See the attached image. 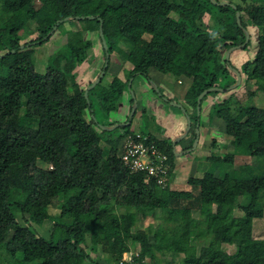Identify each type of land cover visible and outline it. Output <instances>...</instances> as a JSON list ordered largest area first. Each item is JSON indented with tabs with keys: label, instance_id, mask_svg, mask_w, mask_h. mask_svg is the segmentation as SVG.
Listing matches in <instances>:
<instances>
[{
	"label": "trees",
	"instance_id": "obj_1",
	"mask_svg": "<svg viewBox=\"0 0 264 264\" xmlns=\"http://www.w3.org/2000/svg\"><path fill=\"white\" fill-rule=\"evenodd\" d=\"M216 2L0 0V264H9L8 259L27 264H97L86 250L87 237L102 247L111 263L135 247L137 260L154 256L151 226L147 231L123 229L137 217H154L157 208L163 211V227L153 232L158 251L170 248L179 255L163 264H264V237L254 234L255 220L264 216V198L262 204L260 198L264 196V108L245 106L233 98L232 89L229 95L226 89L236 81L237 70L239 85L254 86L250 95L264 93V48L241 69L233 65L231 55L228 59L225 55L244 42L249 26L264 31V0ZM67 17L83 20L98 35L101 24L108 64L115 52L123 63L132 64L129 77L150 79V68L175 79L189 77L184 101L193 112L182 106L195 124L199 94L224 80L219 92L226 96L215 114L225 124L232 152L210 153L207 159L219 163L216 171L191 177L186 189L174 190L155 179L146 182L145 171L130 172L120 157L121 137L106 138L105 152L102 136L94 129L90 102L94 87L85 97L90 82L82 86L76 79L75 69L87 59L91 40L66 44L41 72L35 66L34 47L47 42ZM25 27L32 37L21 43L18 33ZM101 49L106 58L102 40ZM113 82L100 106L105 112L115 111L122 95ZM125 127L123 137L134 134L130 125ZM144 134L168 158L174 155L166 139ZM182 143V149L191 148L193 140L185 138ZM236 155L254 158L253 164L243 166L240 178L233 169ZM109 206L121 212H110ZM50 208L58 211L51 213ZM16 209L24 217L23 225ZM45 220L52 222L49 238L38 235L32 226ZM228 245L233 249L227 251Z\"/></svg>",
	"mask_w": 264,
	"mask_h": 264
},
{
	"label": "rangeland",
	"instance_id": "obj_2",
	"mask_svg": "<svg viewBox=\"0 0 264 264\" xmlns=\"http://www.w3.org/2000/svg\"><path fill=\"white\" fill-rule=\"evenodd\" d=\"M216 1V0H215ZM218 1V0H217ZM225 2L231 0H222ZM237 2L239 0H233ZM176 16L175 14H173ZM175 18V17H174ZM66 30L63 32V30ZM249 43L245 50L237 49L231 52V62L233 63L236 68L241 69V64L245 62L247 59L253 58L255 52L260 49L264 48V31L259 30L255 26H249ZM20 36V42L25 43L32 37L30 34V28L25 27L21 29L18 33ZM5 36H8L7 31ZM91 40L92 46L88 49V56L87 59L79 65L75 71L77 73L76 79L79 84L85 86L86 83L90 82V84L97 78L99 69L101 66L105 64V58L102 54L101 49V40L99 38L97 31H89L86 28L85 22L83 20H68L61 24L58 30H55L50 39L47 42H44L41 45L34 47V61L35 66L38 71L44 70V68L49 64V59L55 53L61 52L63 48L68 45L78 44L81 40ZM1 53V50H0ZM226 54V52H225ZM104 67V66H103ZM132 68V64L128 61L122 62L117 54L112 53L109 59V64L107 67V72L102 78V81L95 85L93 90L99 91L101 93L107 94L108 87L107 85L114 81L116 74H119V78L123 81L126 80L127 74L129 70ZM152 72H157L152 71ZM151 74V73H150ZM152 82L156 85L157 89L154 86H151L149 82L144 84L145 79L142 75H136L134 78L129 77L127 84L124 87V96L121 98L120 103L117 101L116 103V110L115 112H105L103 109L93 107V115H94V129L97 134L102 136L101 139V146L105 147V152L108 150V146L106 145V138L114 137H121L119 139V152L121 147L123 146V142L125 137H123L124 133L126 132V127H116L113 130H102L103 127H112L115 125L112 124L113 121H118V123H123L128 120L129 114L131 112L133 101L131 102L130 99L134 95L138 106H145L146 110L142 111L141 114V107L136 110L135 108V115L131 119L130 124V131L137 133L141 138L142 133H154L151 128L153 125L152 119L150 118L152 115L155 116V123L158 124V117H159V108L155 106L163 105L168 110L166 111L163 116L169 117V114H178L176 120L182 122L183 131L181 134L175 136L174 138L167 139L166 143L170 145L171 149L173 150L172 143L174 140L179 138L182 133L184 132L188 120L186 114L183 112V109L176 106L173 103L183 104L187 107L188 111L191 113L193 112L184 101L185 92L190 84V78L186 76L174 78L171 75H165L162 73H152ZM89 84V85H90ZM88 85V86H89ZM224 80L219 82L220 88H223ZM254 86L250 82H242L241 85L232 89L233 98L238 100L241 104L245 106H256L259 108H264V93L260 91H256L253 95H250L249 92L253 91ZM231 91L227 93V95L231 94ZM123 94V93H122ZM226 95L224 92H208L201 103L200 110L198 112L199 115V123L195 124V121L190 119V131L185 136L186 139L194 140L198 139V144L193 147L192 150L187 151V149H182V141H179L175 144L176 152H182L181 154H175L172 157H169L160 150V147L157 146L160 153L166 156L165 166L167 168L166 174L164 176V186H170L171 189L174 190H182L188 187V179L199 178L201 177L204 172L216 171L219 163H213L207 159L210 153L215 154H226L232 152V147L229 146V138L225 135V124L224 122L219 119L215 112L218 109V102L224 98ZM171 98L168 100L167 98ZM128 98V99H126ZM173 102V103H172ZM119 103V106H117ZM137 106V104H136ZM168 106V107H167ZM170 107V108H169ZM197 110V108H196ZM138 112H140L138 114ZM124 113V114H123ZM169 113V114H166ZM141 114V115H140ZM197 114V112H196ZM152 117V118H153ZM174 117V116H173ZM172 120L173 122L176 121L175 119ZM87 120L90 122L91 117L89 114L86 115ZM171 121V120H170ZM99 125V127H98ZM159 125V124H158ZM196 128L198 130V136L196 135L193 139V133L196 134ZM170 132L177 133V129L172 128ZM180 132V130L178 131ZM156 133V132H155ZM144 136V135H143ZM159 136V135H158ZM160 137V136H159ZM147 138V136H145ZM163 138V137H161ZM154 142V141H153ZM174 152V151H173ZM171 164H170V162ZM254 158L244 155H236L233 159V169L234 174L236 177L240 178L243 175V166L245 164H253ZM38 165L41 167H46L45 164L42 162H38ZM172 165V166H171ZM12 200L18 199V193L14 192L11 195ZM261 204L263 202V194L260 195ZM260 204V205H261ZM209 207H205V210H208ZM51 213L57 212L58 209L50 208L49 210ZM110 212L120 213V210H116L114 207L109 206ZM15 214L19 219L20 223L24 224V217L18 211L15 210ZM163 211L160 208L155 209V214L153 216H147L145 218L137 217L135 222L128 226L129 228H124L123 231L130 230V231H137V230H148V227H152V231L148 232L150 242L155 249V255L151 256V254H146L143 256L142 259L137 260L139 254L138 248L124 252L121 256V259L109 262L106 260L105 256L106 253L101 250L102 247L99 245L93 244L90 239L86 238V250L90 254V256L95 259L97 264H119L122 261L124 264H163L165 261H169L174 257H178V254L173 253L170 248H165L164 251H158V243L153 238V232H160L163 227ZM204 215H201V218ZM34 231L45 238H49L52 229V222L49 220H45L42 225L38 226L32 223ZM254 234L255 236L264 237V216L260 219L255 220L254 222ZM234 243V242H233ZM138 246V244H137ZM233 249L232 245H228L226 247L227 251ZM8 263H17V264H27L22 263L21 261L8 259ZM125 261V262H124ZM34 264V263H32ZM86 264H95V263H86Z\"/></svg>",
	"mask_w": 264,
	"mask_h": 264
},
{
	"label": "built area",
	"instance_id": "obj_3",
	"mask_svg": "<svg viewBox=\"0 0 264 264\" xmlns=\"http://www.w3.org/2000/svg\"><path fill=\"white\" fill-rule=\"evenodd\" d=\"M123 164L130 172L145 171V181L155 179L162 185L167 168L165 166L166 156L161 154L155 142L149 141L145 136L139 137L137 133L128 135L124 141L120 154ZM125 262V261H124ZM119 264H124L122 261ZM125 264H127L125 262Z\"/></svg>",
	"mask_w": 264,
	"mask_h": 264
},
{
	"label": "crops",
	"instance_id": "obj_4",
	"mask_svg": "<svg viewBox=\"0 0 264 264\" xmlns=\"http://www.w3.org/2000/svg\"><path fill=\"white\" fill-rule=\"evenodd\" d=\"M152 71H155V69H152V68H150L149 70H148V75H149V77H150V79H146L147 81H145L144 80V84L146 83V82H149L150 84H151V86H154V84H153V82H152V77H151V74L152 73H157V72H159V71H157V72H152ZM151 73V74H150ZM160 73V72H159ZM135 77V76H134ZM133 77V78H134ZM127 80H129V73L127 74V78H126V80L125 79H123V81L121 80V78H119V74H116V77H115V79H114V82L113 83H115L117 86H119L120 88H121V90H122V95H121V98H123V96H124V87H125V83L127 82ZM95 87V86H94ZM106 96H107V94H104V93H101V92H99V91H95V90H93L91 93H90V102H91V105H92V108L93 107H97V108H100V106L102 105V103H103V101L105 100V98H106ZM133 97H134V99L136 100V98H135V96L133 95ZM133 97L131 98V99H133ZM121 98L119 99V103H120V100H121ZM126 99H128V98H126ZM168 100H170L169 98H167V102H169ZM119 103H118V105L117 106H119ZM136 104H137V106L135 107L136 108V110H138L140 107H141V114H142V111H144V110H146V108H144L145 106L142 104V106H138V102H137V100H136ZM181 106H182V104H181ZM156 108H159V117H158V124H156L155 123V116L153 117V115L150 117L151 119H152V122H153V125H151V128L153 129L152 131L154 132L153 133V135H155V137L157 138V139H171V138H174L175 136H177V135H179V134H181V131H183V126H182V122L180 121H178V120H176V118L175 117H177L178 116V114H169V113H166V114H169L168 116V118L167 117H164L163 116V114L166 112V111H172L171 109L170 110H168L165 106H163V105H158V106H155ZM168 107V106H167ZM170 108V107H169ZM117 111V110H116ZM139 111V110H138ZM112 112H115V111H112ZM184 112V111H183ZM140 112H138V114H139ZM124 114V113H123ZM140 114V115H141ZM174 116V117H173ZM153 117V118H152ZM172 117H173V119H175L176 121H174L173 122V120H172ZM171 120V121H170ZM200 120V119H199ZM113 122H117V124H118V121H113ZM198 123H199V121H198ZM131 124V123H130ZM169 128L170 129H172V128H175V129H177V133H174V132H170V130H169ZM180 130V132H178ZM156 132V133H155ZM160 137H159V136ZM144 136H146L145 134H144ZM161 137H163V138H161ZM126 138H127V136L125 137V140L124 141H126ZM185 138V137H184ZM184 138H182V139H184ZM191 140V139H190ZM181 141V140H180ZM123 144H124V142H123ZM197 144H198V141H197ZM196 144V145H197ZM182 147H183V144H182ZM189 149V148H188Z\"/></svg>",
	"mask_w": 264,
	"mask_h": 264
},
{
	"label": "water",
	"instance_id": "obj_5",
	"mask_svg": "<svg viewBox=\"0 0 264 264\" xmlns=\"http://www.w3.org/2000/svg\"><path fill=\"white\" fill-rule=\"evenodd\" d=\"M212 1L215 2V3H218V2H216L215 0H212ZM220 3H221V4H227L228 2L222 1V2H220ZM231 5H232V7L235 8V5H233V4H231ZM236 18H237V21L239 22V12H238V11H236ZM69 19H71V17H67V18H65V20H69ZM57 25H58V22L53 26V30H55V29L57 28ZM53 30H52V31H53ZM52 31H51V32H52ZM99 35H100V38H101V40H102V45H103V47H104V49H105V55H106V58H105V64H104L103 70L99 73V76H98V77H97V78H96V79H95V80H94V81H93V82H92V83H91V84L85 89V91H84V96H85V97H87L88 90L91 89V88H93L96 84H98V82L100 81L101 77L103 76V74H104V70H105V68L107 67V64H108V53H107V51H106L107 45H106V42H105V39H104V34H103V30H102L101 24H100V27H99ZM249 38H250V35H249L248 31L246 30V31H245V40H244V42L241 43V44H239V45H236V46H232V47H230V48L226 51V54H225V55H226V58H227V59L229 58L230 53H231L233 50H237V49H241V48H243V47L246 45V43L249 41ZM235 73L237 74L236 81H235L232 85L226 87L227 90H230V89H233V88L237 87V86L240 84V82H241V75H240V73H239L237 70H235ZM154 87H155V89H157V87H156L155 84H154ZM214 90L222 91L223 88L213 86V87H209V88L205 89L204 91H202V92L199 94V96H198V98H197V107H196V108H197V114H198V112H199V105H200V102H201L202 97H203L205 94H207L208 92H210V91H214ZM132 97H133V96H132ZM172 103H173V102H172ZM173 104H175L176 106L182 108L183 111L185 112V109L183 108V106H181V104H178V103H173ZM135 107H136V100H135L134 97H133V106H132L131 112H130V114H129L128 120H127L126 122H123V123H118L117 125L112 126V127H107V128H106V127H103V129L112 130V129L116 128V127H124V126H128V125H130V123H131V119H132L133 114H134V112H135ZM186 116H187L188 124H187V126H186L184 132L182 133V135H181L179 138H177L176 140H174L173 143H172L173 151H174V153L177 154V155H178V154H181L182 152H176V150H175V144H176L177 142H179L182 138H184V137L189 133V131H190V127H191V124H190V117H189V115H187V114H186ZM196 135L198 136V130H197V128H196ZM197 141H198V139L196 138V140H194V146H193V147L196 146ZM193 147L189 148L187 151L192 150Z\"/></svg>",
	"mask_w": 264,
	"mask_h": 264
}]
</instances>
